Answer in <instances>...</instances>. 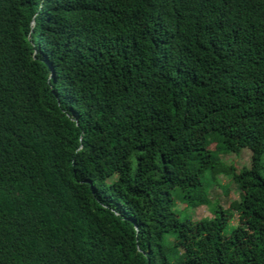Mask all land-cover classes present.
Returning <instances> with one entry per match:
<instances>
[{
	"label": "trees",
	"instance_id": "obj_1",
	"mask_svg": "<svg viewBox=\"0 0 264 264\" xmlns=\"http://www.w3.org/2000/svg\"><path fill=\"white\" fill-rule=\"evenodd\" d=\"M0 264H264V0H0Z\"/></svg>",
	"mask_w": 264,
	"mask_h": 264
},
{
	"label": "rangeland",
	"instance_id": "obj_2",
	"mask_svg": "<svg viewBox=\"0 0 264 264\" xmlns=\"http://www.w3.org/2000/svg\"><path fill=\"white\" fill-rule=\"evenodd\" d=\"M218 157L221 161L222 166L234 165L238 170L243 168L245 165L250 166L251 164V151L249 150V148H243L240 152L237 153H225L222 151L218 153ZM203 178L208 188L210 201L207 204L193 207L188 205L187 200L184 196H177L174 208L179 212L180 218H211L215 216L216 210H218L219 207L227 209L231 201L239 199L240 188L230 173L222 170L217 171V173H212L211 170H207L205 171ZM228 210L230 218L224 228V232L227 234L231 233L233 228L238 223L236 210ZM170 236L172 237V235Z\"/></svg>",
	"mask_w": 264,
	"mask_h": 264
}]
</instances>
